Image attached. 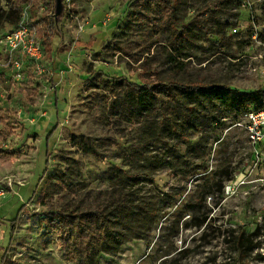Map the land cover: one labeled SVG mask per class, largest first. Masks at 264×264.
Returning <instances> with one entry per match:
<instances>
[{"label":"rangeland","instance_id":"rangeland-1","mask_svg":"<svg viewBox=\"0 0 264 264\" xmlns=\"http://www.w3.org/2000/svg\"><path fill=\"white\" fill-rule=\"evenodd\" d=\"M63 3L43 72L0 60V264H264V144L238 125L264 99V0ZM97 207L121 242L70 258L53 214Z\"/></svg>","mask_w":264,"mask_h":264},{"label":"trees","instance_id":"trees-1","mask_svg":"<svg viewBox=\"0 0 264 264\" xmlns=\"http://www.w3.org/2000/svg\"><path fill=\"white\" fill-rule=\"evenodd\" d=\"M41 3L43 5L38 7L39 16L36 20L33 17V25L37 27L40 23L42 24L41 28L38 27V33L41 35L45 51L51 52L52 42L57 35L56 24L52 17L54 0H6V6H0V26L7 24L11 26L9 30L14 29L22 18V11L26 4H31L32 10L36 5H40ZM158 5L161 7L160 10L163 13V18L169 19L171 17L170 6H164L162 2L158 3ZM181 36L185 38L186 35L185 33H181ZM0 74L3 75V73ZM124 82L131 87V98L134 100H144L146 95L158 92L157 89L160 91L164 89H169L170 91L172 89L171 95L172 92L189 94L205 90L207 87L199 83L187 84L176 81L169 84H164L161 81H151L144 85L127 79ZM259 105L260 103H256L253 107ZM0 122H2V119H0ZM11 132V129L0 130V139L7 138ZM51 135L52 132L47 137V140L50 139ZM9 153V149L0 148V156ZM47 154H49V150H47ZM112 214V209L109 211L103 207L86 211L80 209L58 211L53 214L52 224L61 233L62 239L67 240V253L70 255V258L82 252L92 258L94 262H98L101 252L119 244L123 237L121 233H115L112 229L113 224L116 222L110 218ZM17 221L18 218L12 221V233L17 226ZM238 241L239 244L243 242L242 236L239 237Z\"/></svg>","mask_w":264,"mask_h":264},{"label":"built area","instance_id":"built-area-1","mask_svg":"<svg viewBox=\"0 0 264 264\" xmlns=\"http://www.w3.org/2000/svg\"><path fill=\"white\" fill-rule=\"evenodd\" d=\"M3 6H6V0H3ZM31 11V4H26L18 25L12 30L0 32V60L4 66L14 69L17 79L22 78L28 65L36 67L40 72L45 70V47L38 28L33 25ZM238 125L245 129L247 141L255 150L263 145L264 99L259 106L249 108L244 113V121Z\"/></svg>","mask_w":264,"mask_h":264},{"label":"water","instance_id":"water-1","mask_svg":"<svg viewBox=\"0 0 264 264\" xmlns=\"http://www.w3.org/2000/svg\"><path fill=\"white\" fill-rule=\"evenodd\" d=\"M54 5H55L54 16H55L56 21H58L61 15L63 14V10H64L63 0H54Z\"/></svg>","mask_w":264,"mask_h":264}]
</instances>
